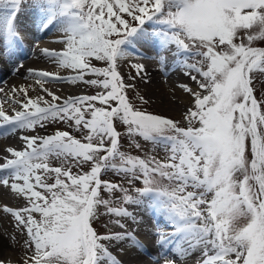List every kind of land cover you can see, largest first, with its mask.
Instances as JSON below:
<instances>
[{
  "label": "snow or ice",
  "instance_id": "1",
  "mask_svg": "<svg viewBox=\"0 0 264 264\" xmlns=\"http://www.w3.org/2000/svg\"><path fill=\"white\" fill-rule=\"evenodd\" d=\"M32 3L48 14V24L58 22L66 37L61 41L63 52L45 49L44 55L77 75L63 80L47 71L29 70L30 76L41 86L86 83L105 91L69 97L62 103L48 92L51 102L28 98L13 117L0 110V118L9 126L5 136L43 128L46 121L71 122L70 127L87 130L83 136L87 143L64 131L46 137L23 136L25 150L12 151L14 159L0 165V172L6 173L0 175V185L27 202L19 210L4 209L13 216L16 228L26 232L24 247L32 255L24 264H143L138 252L136 260L125 262L110 248L116 245L127 255L142 247L128 231L127 221L136 222V217L124 205L139 206L141 198L149 195L153 206L175 225L181 238L175 251L184 264H264V101L257 100L252 86L253 74H264V48L253 46L264 41V0ZM0 5L11 6L0 33V55H5L7 46L20 38L14 20L22 0H0ZM146 19L166 27L161 34L164 47L175 45L177 53L195 61L179 65L203 90L181 85L195 97L194 110L189 108L184 116L186 128L169 118L134 110L125 95L131 85L117 71V61L129 55L126 45L146 38ZM91 58L105 61L107 67H94ZM133 67L137 76L144 72L143 65ZM88 75L97 79L85 80ZM19 91L27 96L24 89ZM97 103L108 107H97ZM114 121L127 126L137 149L141 148L134 139L137 136L163 145L168 154L165 160L141 159L121 151ZM249 142L251 160L246 156ZM49 157L63 158L62 165L50 167ZM88 162L90 171L73 173V167ZM108 170L122 174L129 184L142 179L145 186L136 188L133 195L121 185L102 181L101 172ZM50 173L55 174L54 183L46 182ZM102 185L106 192L123 193L119 207L101 197ZM101 206L107 214L121 218L114 223L123 231L102 235L94 229ZM158 240L164 242L167 236L160 235ZM126 242L131 248L124 246ZM163 260L178 264L175 258Z\"/></svg>",
  "mask_w": 264,
  "mask_h": 264
},
{
  "label": "bare ground",
  "instance_id": "2",
  "mask_svg": "<svg viewBox=\"0 0 264 264\" xmlns=\"http://www.w3.org/2000/svg\"><path fill=\"white\" fill-rule=\"evenodd\" d=\"M0 10L2 11H0L2 13L0 14V33H2L3 17L9 10L5 7L0 8ZM47 18L48 14L40 7L32 9L22 6L14 20L15 27L20 33V38L7 46L5 55H0V63L4 65H0L3 68L1 70L2 74L0 75V110L4 111L9 117H13L16 112L22 111L21 104L26 103L28 98L36 99L43 97L45 100L51 102L52 98L47 94L48 92L61 98L56 103H62L64 99H68L69 97L93 96L102 94L105 91L102 88L86 83L70 84L66 82H52L45 83L41 86L30 76L29 70L34 72L47 71L63 78V80L77 75V72L73 69L63 68L44 55L45 49L63 52L65 44L61 43V41L66 39L64 32L60 29L59 23L53 22L48 24ZM147 22L143 25L146 38L143 40H134L132 45H126L125 47H127L129 55L119 59L117 64L126 65L132 71L136 72L137 69L133 65H143L144 72L139 76V79L146 83L145 94L149 97L153 96L154 99L158 100V103L160 102L156 106L158 109L166 112L171 117H181V113L185 109L190 108L191 104L195 103V101L193 102L195 97L191 93L186 92L181 85H187L195 91H200V89L194 81L189 79L186 70L179 67L181 62H187V56L184 53H177L175 45H169L168 47L162 45L163 37L161 34L167 30L166 27L153 21ZM115 38L113 37V39ZM0 40H2V35H0ZM161 57L164 58L163 62H160ZM21 61L24 62L22 63ZM90 63L97 68L107 67L105 61H98L95 58H91ZM117 71L119 72L118 68ZM124 78L125 76H123ZM90 79H97V77L94 75L85 76V80ZM99 79H103V77ZM166 88L174 94H168ZM19 89H24L27 92V96L19 91ZM256 98L258 101H264V87L261 92L260 90L257 91ZM170 99H173L176 103H171ZM109 103L112 105V101ZM41 106L44 105L41 104ZM96 106L108 107L107 105H100L98 103ZM86 117H88L87 113ZM56 122L62 125L64 123L63 121ZM56 122L53 124H56ZM53 124L51 121H46L44 122L45 126L40 131H36L39 127L37 126L35 130H18L15 133H10L5 136V129L9 126L4 125L2 118H0V125H3L0 126V165L6 163L7 159H14L11 155L12 151L25 150L26 144L21 137H46L55 135L58 129L51 135H48V130H46V128ZM69 124L67 123L68 127H70ZM71 136L80 140L82 143H87L83 136ZM141 140H143L142 137ZM142 142L150 143L144 140ZM56 161V157H49V166H61ZM63 166L65 168L69 167V165ZM5 174L0 172V175ZM10 191V188L0 185V264H22L18 256L24 251H27L24 247L26 232H23L25 234L24 236L22 231L16 228V222L13 216L9 212H5L4 209L8 207L13 211L19 210L27 202L17 195L10 196ZM141 199L143 200L141 205L127 206L128 210L136 217V222L128 220L127 223L129 225L128 231L136 235V240L142 247L137 248L127 255L120 253L119 247L116 245H113L110 251L118 259L125 262L136 260L138 252L139 256L143 258V264H157V261H159V264H164L163 257L175 258L178 264H184V260L175 251L176 245L181 239L180 235L176 234L175 225L170 222L164 211L153 206L152 195L142 197ZM34 217L39 219L36 214H34ZM117 219L121 218H116L115 220ZM110 231L117 232L123 230L120 228H112L109 225V228L106 226L103 228V233L101 234H107ZM160 235H166L167 240L160 242L158 240ZM124 246L131 248V244L128 242ZM196 255L198 256L199 254ZM185 259L191 260V257ZM197 264H199V261H197Z\"/></svg>",
  "mask_w": 264,
  "mask_h": 264
},
{
  "label": "rangeland",
  "instance_id": "3",
  "mask_svg": "<svg viewBox=\"0 0 264 264\" xmlns=\"http://www.w3.org/2000/svg\"><path fill=\"white\" fill-rule=\"evenodd\" d=\"M22 5L32 8V9H36L37 6H35L32 3V0H22ZM0 6H4V5H0ZM4 7H11L10 5L8 6H4ZM2 14V13H0ZM129 20H131V18H128ZM147 19L145 20V24H146ZM150 22V21H149ZM147 22V23H149ZM135 26H139L137 22H132ZM239 42V40L237 41ZM253 46L258 47V48H264V41H255ZM200 59V58H197ZM187 63H195V61L190 60L187 58ZM117 68L119 70V73L121 75V77L123 78V76H125L124 83L126 85H131V87H126L125 88V95L127 96V100L128 102L133 106L134 110H140L146 113H151V114H155V115H159L162 117H166L169 118L171 120H173L174 122H177L179 127H188V121L184 118L185 113L187 112V109H185L182 113H181V117H171L169 116L166 112L158 109L156 106L158 103V100L154 99L153 96H147L145 94V86L146 83L143 82L141 79H139V76L136 75V71H132L129 67H127L126 65H119L117 64ZM195 74V73H194ZM254 79H253V89H254V96L256 97L257 95V91L262 90V88L264 87V74H260V73H254ZM167 89V88H166ZM104 90V89H103ZM201 92H203V90H200ZM168 94L173 95L174 93L172 91H170L169 89H167L166 91ZM206 94V93H204ZM192 101V100H191ZM195 100H193L194 102ZM171 103H176L175 101H173V99H170ZM192 103V102H191ZM112 106L115 107L116 106V102L112 101ZM194 106L195 103L191 104L190 108H192L194 110ZM89 118V117H86ZM51 123H55L52 122ZM67 123H71V122H64L63 125L62 124H53L51 126H49L48 128H46V130H48L47 134L51 135L55 130L58 129V131H64V132H68L71 135L74 136H84V133L87 130H84V132L78 131L74 126L73 127H68ZM114 126L117 128V130L120 132V150L125 152L126 154H130L132 156H138L141 159H149L151 157H155L158 160H161L162 162L165 160L166 156L168 155L165 150H164V146L163 145H153L151 142L148 144L142 142L143 140H141V137L137 136L135 137V141L140 143L141 148L137 149L135 147V143H133V140L130 139L127 135V126L123 125L122 123H120L119 121H114ZM195 126H199L198 122L195 123ZM41 127H38L36 129V131H40ZM97 141H93V143H96ZM109 145L106 143L105 147H108ZM106 153H100V155H104ZM246 156L248 157L249 160H251V149H250V142L248 144V149L246 151ZM62 160L63 159H57V164H61L62 165ZM90 164L91 162H88L87 164L81 166L80 168H76L73 167V173L74 174H84V172L86 171H90ZM67 165V164H65ZM42 174V173H41ZM101 179L102 181H108L111 183H115L118 185H121L127 189H129V192L133 195H135V189L136 188H144V183L143 180H137L134 181L132 184H129L127 182L126 179H124L121 175H117V173H115L112 170H108V171H102L101 174ZM48 179L46 180L47 183H53L54 182V178H55V174L54 173H50L48 174ZM63 178V177H62ZM164 183H167L166 181ZM41 192H43V189H38ZM101 197L107 200H110L112 202L111 206L113 207H119L122 203V197H123V193L120 192H113V193H109L103 190V188L101 187ZM124 206H129V205H124ZM36 215L39 217V214L36 213ZM116 218L119 217H115L112 216L110 214H107V210L105 208H103L102 206L98 209V218L93 222V227L94 229L99 233H103V228L106 226L109 228V225L112 228H119L115 223L114 220ZM23 233V232H22ZM24 234V233H23ZM25 236V234H24ZM26 239V236H25ZM27 251H24L23 253H21L18 258L22 261V264H24L25 260L32 255V251L26 249ZM27 255V257H26ZM4 258V257H3ZM10 258H12L10 256Z\"/></svg>",
  "mask_w": 264,
  "mask_h": 264
}]
</instances>
